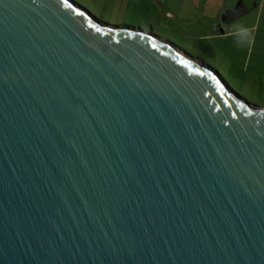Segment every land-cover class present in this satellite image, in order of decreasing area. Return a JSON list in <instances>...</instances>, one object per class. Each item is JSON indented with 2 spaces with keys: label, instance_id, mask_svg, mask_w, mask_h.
Masks as SVG:
<instances>
[{
  "label": "water",
  "instance_id": "water-1",
  "mask_svg": "<svg viewBox=\"0 0 264 264\" xmlns=\"http://www.w3.org/2000/svg\"><path fill=\"white\" fill-rule=\"evenodd\" d=\"M124 26L0 0V264H264V105Z\"/></svg>",
  "mask_w": 264,
  "mask_h": 264
},
{
  "label": "crops",
  "instance_id": "crops-1",
  "mask_svg": "<svg viewBox=\"0 0 264 264\" xmlns=\"http://www.w3.org/2000/svg\"><path fill=\"white\" fill-rule=\"evenodd\" d=\"M124 20H144L203 52L249 93H264V0H242L245 12L224 22L238 0H86ZM147 25V26H148Z\"/></svg>",
  "mask_w": 264,
  "mask_h": 264
},
{
  "label": "rangeland",
  "instance_id": "rangeland-1",
  "mask_svg": "<svg viewBox=\"0 0 264 264\" xmlns=\"http://www.w3.org/2000/svg\"><path fill=\"white\" fill-rule=\"evenodd\" d=\"M73 1H75L81 7L85 8L87 11L91 12L92 14L96 15L97 17L109 23H116V24L135 26V27H145L148 25V23L144 20H124L118 15H116L115 13H111L108 11H100L96 6L87 2L86 0H73ZM151 30L153 33H155L159 37L168 39L170 42L175 44L177 47L182 49L184 52L202 60L208 66L216 69L218 73L220 74V76L224 79V81L229 84L228 86H230L232 90H234L238 95H240V97L244 98L246 101L254 105H257V106L264 105V93L258 94V93H249V92L244 91L241 87L236 85L233 82V80L229 78L221 68L217 67V64L215 63V61H213L210 57L205 55L203 52L194 51L187 44L183 43L179 37L170 35L164 29H161L154 24H152Z\"/></svg>",
  "mask_w": 264,
  "mask_h": 264
},
{
  "label": "trees",
  "instance_id": "trees-1",
  "mask_svg": "<svg viewBox=\"0 0 264 264\" xmlns=\"http://www.w3.org/2000/svg\"><path fill=\"white\" fill-rule=\"evenodd\" d=\"M80 6V5H79ZM81 7V6H80ZM124 27H130V26H124ZM130 28H135V27H130ZM154 35V34H153ZM154 36H156V35H154ZM156 37H158V36H156ZM158 39H160L161 41H164L165 43H167L168 45H171L172 47H174L177 51H179V52H183L184 54H186V57H194V56H191V55H189L188 53H186V52H184L182 49H180L179 47H177L175 44H173V43H171L170 41H168L167 39H164V38H159L158 37ZM196 60H198V61H202V60H200V59H198V58H196ZM203 62V61H202ZM205 64V63H204ZM213 69V68H212ZM218 72V71H217ZM219 74V73H218ZM229 85V84H228ZM235 92V91H234Z\"/></svg>",
  "mask_w": 264,
  "mask_h": 264
}]
</instances>
